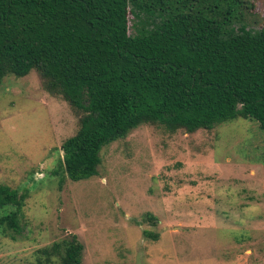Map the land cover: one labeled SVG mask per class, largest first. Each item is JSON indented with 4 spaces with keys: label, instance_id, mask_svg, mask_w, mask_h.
I'll return each instance as SVG.
<instances>
[{
    "label": "rangeland",
    "instance_id": "obj_1",
    "mask_svg": "<svg viewBox=\"0 0 264 264\" xmlns=\"http://www.w3.org/2000/svg\"><path fill=\"white\" fill-rule=\"evenodd\" d=\"M249 1L248 25L256 30L264 0ZM78 127L75 110L44 88L37 71L4 78L0 183L27 197L21 233H0V264H34L37 248L71 233L85 245L84 264H264V130L257 121L194 133L142 124L103 149L98 175L61 182L54 172L61 145ZM11 209L0 208V216Z\"/></svg>",
    "mask_w": 264,
    "mask_h": 264
},
{
    "label": "trees",
    "instance_id": "obj_2",
    "mask_svg": "<svg viewBox=\"0 0 264 264\" xmlns=\"http://www.w3.org/2000/svg\"><path fill=\"white\" fill-rule=\"evenodd\" d=\"M253 6L249 0H0V85L9 74L35 70L44 88L75 110L78 130L63 141L54 171L61 182L98 175L103 149L142 124L194 133L251 119L264 130V21L249 27ZM26 197L0 183V208L12 206L0 216V233H21ZM148 217L156 224V215ZM84 250L71 233L37 248L34 264H84Z\"/></svg>",
    "mask_w": 264,
    "mask_h": 264
}]
</instances>
